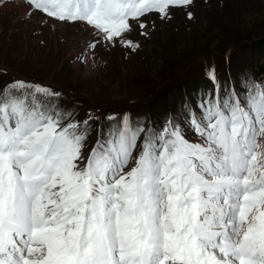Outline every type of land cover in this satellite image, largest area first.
<instances>
[{"label": "snow or ice", "instance_id": "6c2138e0", "mask_svg": "<svg viewBox=\"0 0 264 264\" xmlns=\"http://www.w3.org/2000/svg\"><path fill=\"white\" fill-rule=\"evenodd\" d=\"M24 2L88 26L89 48L132 52L133 32L193 4ZM206 77L162 121L108 116L90 149L92 114L76 119L48 86L0 83V264H264V80Z\"/></svg>", "mask_w": 264, "mask_h": 264}, {"label": "rangeland", "instance_id": "374dc122", "mask_svg": "<svg viewBox=\"0 0 264 264\" xmlns=\"http://www.w3.org/2000/svg\"><path fill=\"white\" fill-rule=\"evenodd\" d=\"M27 10L22 16L15 9L0 11V68L56 89L80 121L91 111L106 120L127 108L147 110L149 119L159 121L165 110L167 115L186 98L196 99L191 84L199 83L204 60L221 63L222 52L231 47L239 48L229 54V75L252 73L259 63L256 78L264 74V0H193L171 19H156L147 35L133 32L131 39L140 45L134 52L102 41L89 48L99 38L82 23L53 24ZM186 84L190 91H183Z\"/></svg>", "mask_w": 264, "mask_h": 264}, {"label": "bare ground", "instance_id": "6f19581e", "mask_svg": "<svg viewBox=\"0 0 264 264\" xmlns=\"http://www.w3.org/2000/svg\"><path fill=\"white\" fill-rule=\"evenodd\" d=\"M3 9H6L7 11L10 10V9H15L22 16L23 11L24 12L28 11L27 10L28 9V6L25 3H23V1H20V0H17V1H9V2L8 1H4V3H2V5L0 6V11L3 10ZM52 23L53 24L58 23V24H62V25L64 24V22L63 23H60V22H57V21H54V20H52ZM82 26H83L84 29H86L84 31H88V30L89 31H92L88 26L84 25L83 23H82Z\"/></svg>", "mask_w": 264, "mask_h": 264}, {"label": "trees", "instance_id": "16d2710c", "mask_svg": "<svg viewBox=\"0 0 264 264\" xmlns=\"http://www.w3.org/2000/svg\"><path fill=\"white\" fill-rule=\"evenodd\" d=\"M264 39V38H263ZM204 65H203V68H206L207 67V65H208V61H207V59H205L204 60ZM196 80V79H195ZM199 80V79H198ZM202 81H205L204 82V84H206V83H208V79H207V77H204L203 79H201ZM191 85H193V89H197L198 87H199V85H200V80H199V83L198 84H191ZM183 89V91H185V90H190L189 89V86L188 85H184V87L182 88ZM154 96H156V94L154 95Z\"/></svg>", "mask_w": 264, "mask_h": 264}]
</instances>
